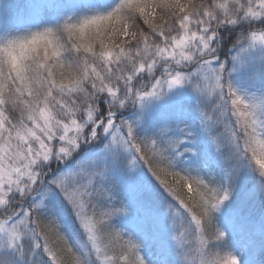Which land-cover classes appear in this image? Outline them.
Instances as JSON below:
<instances>
[{
	"label": "trees",
	"instance_id": "trees-1",
	"mask_svg": "<svg viewBox=\"0 0 264 264\" xmlns=\"http://www.w3.org/2000/svg\"><path fill=\"white\" fill-rule=\"evenodd\" d=\"M75 1L0 0V112L6 121L15 125L26 123L29 102L43 104L44 98L46 107L60 120L69 115L68 108L78 121L82 118L81 110L86 108L99 110L100 117L107 116L109 110L129 109L139 78L133 75V69L130 70L131 64L123 71L120 63L125 59L114 65L106 61L108 57L128 58L140 54V63L146 66L151 63L154 67L151 81L159 78L160 69L167 65L174 68V72L185 75L199 67H207L216 75L221 65L230 63L228 51L233 53L246 45L250 32L264 33V18L256 22L249 19L248 27L247 19H242L238 12L239 5L233 3L238 1L243 6L247 4L245 0H114L109 4H81L63 24L51 28L42 24L41 28L37 25L17 27L20 19L37 14L40 21L60 11L58 7L68 9ZM250 1L264 3V0ZM225 4L226 7H222ZM202 28L209 29L214 36L211 47L220 49L216 54L196 58L188 67L158 59L161 48L168 49L183 35L198 33ZM94 66H100L96 70L100 78L95 71L94 75L90 73L89 68ZM143 78L142 81L147 82V78ZM196 80L201 83L199 77L192 83L196 84ZM203 84L204 81L201 86ZM107 87L114 95L108 94ZM203 97L197 96L192 106L209 119L208 136L218 141L216 145H205L197 134L195 147L199 155L196 157L179 160L165 147L164 141L152 147L142 141L145 131H135L136 146L131 147L130 155L122 153L121 148L123 142L127 146L128 135L117 134L113 136L114 148H110L111 142L105 138L102 146L94 151L85 154L82 148L69 160L72 166L84 158H95L93 169L115 172L114 177L121 176L128 186L130 192H122L119 182H102L82 197L87 212L94 214L101 245L114 264H174L163 245H159L174 229L161 239L158 229L148 223L143 230L135 231L101 220V209L124 206L127 193L133 198L129 208L132 212L155 210L171 218L172 213L178 211L183 218L193 216L201 225L204 247L209 250L212 246L215 230L222 222L214 204L223 189L240 185L232 158L241 151V133L231 113L213 112L209 108L213 103ZM120 118L114 119L121 122ZM153 119L155 117H151ZM97 132L102 136V129ZM3 139L1 133L0 141ZM208 146L217 153L218 165L203 155V150L209 151ZM57 147L55 143L54 152ZM107 147L109 150H105ZM61 165L50 161L35 167L39 171V182L30 191L26 189L21 195H14L9 202L11 210L22 206L27 211L21 229L25 264L26 256L31 253L33 256L28 259L31 264H92L93 260L83 255L72 236L77 231L75 215L67 209L66 219H62L51 199L37 207L31 202V194L35 190L37 194L44 192L54 176L63 170ZM227 167L230 171L228 182L220 176ZM254 180L252 178L250 185ZM257 190L258 199L264 203V189L259 186ZM242 209L247 211L249 206L243 204ZM3 214L0 211V216ZM190 234L180 251L185 255V263L195 264L192 244H198L195 237L199 235ZM7 259L8 256L0 253V264H7Z\"/></svg>",
	"mask_w": 264,
	"mask_h": 264
},
{
	"label": "rangeland",
	"instance_id": "rangeland-1",
	"mask_svg": "<svg viewBox=\"0 0 264 264\" xmlns=\"http://www.w3.org/2000/svg\"><path fill=\"white\" fill-rule=\"evenodd\" d=\"M112 1L114 0H76L68 9L58 7L60 11L56 10L57 13L54 12L49 18L39 21L40 18L35 14L27 19H20L17 27L37 25V28H41L39 25L42 24L43 27L51 28L63 24L81 4H109ZM237 2L233 1L239 5L238 12L242 19H247L248 27L249 19L256 22L264 18L263 2L245 0L247 4L243 6ZM222 7L225 8L226 4ZM1 40L2 38L0 42ZM246 40V45L239 50H234L233 53L228 51L231 61L221 65L216 75L207 67H199L192 74L185 75L179 71L174 72V68L167 65L160 69V77L151 81L155 75L154 67L151 63L147 66L140 63V54L113 59L107 56L108 59H104L114 65L119 64L120 59H125L124 63H120L123 71H127L128 64H131L130 70H134L133 75L139 80L133 91L134 102L129 109L109 110L105 117H100L97 109L86 108L81 110L82 118L78 121L73 112L65 108L69 115L60 120L46 107L45 98L43 104L29 102V115L22 125L6 121L0 112V134L4 136L0 141V211L5 213L0 216V253L9 257L6 263L25 264L26 255L22 247L21 229L26 221L24 218L27 211L22 206L11 210V197L34 188L40 180L39 171L35 167L54 161L62 164L63 170L54 176L44 192L37 194L35 190L31 194V202L37 207L49 199L53 200L62 219H66L65 211L69 209L75 215L77 230L72 236L83 255L89 256L93 260L92 264H114L101 245L94 214L87 212L82 197L102 182L108 184L115 180L120 183L122 192H130L128 186L124 185L121 176L114 177L115 172L93 169L92 161L95 158H84L72 166H69V160L74 152L77 153L82 148L85 154L94 151L102 146L105 138L111 142L110 148H114V137L117 134L128 135L127 146L123 142L121 148L122 153L130 155L131 147L136 146L135 131H145L142 141L152 147L164 141L165 147L179 160L196 157L199 155V150L195 147L197 134L205 141V145H216L218 141L217 138L208 136L211 126L207 121L209 119L199 108L192 106L197 96H204L203 98L213 103L209 107L213 112L220 110L224 114L231 113L236 120L237 130L241 133V151L232 158L240 185L223 189L214 204L222 222L215 230L209 250L204 247V239L200 237L201 225L193 216L183 218L178 211L173 212L171 218L155 210L132 212L129 210L133 204L130 193H127L124 206L102 208L99 216L101 220L135 231L143 230V226L148 223L158 229L157 235L161 239L174 229L175 231L169 232L170 236L165 241L162 239V243H158L163 245L174 264H187L184 261L185 255L180 250L183 241L193 232L199 235L195 237L198 244H192L194 249L191 254L192 259L196 260L195 264H264V203L257 197V188L260 186L264 189V33L250 32ZM213 41L214 36L209 33V29L202 28L198 33L183 35L168 49L161 48L157 54L158 59L165 62L172 60L177 65L188 67L196 58L212 56L220 51L217 46L211 47ZM98 67L94 66L93 70L89 68V71L92 75L95 71L100 78L96 71ZM143 77L147 78V82L142 81ZM196 77L201 79V83L204 81L203 86L198 80L196 84L192 83ZM38 89L41 90L42 87L39 86ZM107 91L114 95V91ZM117 116H121V122L115 121ZM151 117L155 119L151 120ZM98 129H102V136H98ZM55 143L58 145L57 152L53 148ZM105 150H109V147ZM202 152L214 164L220 163L217 153L211 147L209 151ZM229 174L227 167L220 176L228 182ZM252 178L255 180L250 185ZM243 204L249 206L247 211L242 209ZM174 233L176 236H172ZM36 250L37 248L33 254ZM32 256V253L26 256V264H31L28 259Z\"/></svg>",
	"mask_w": 264,
	"mask_h": 264
}]
</instances>
